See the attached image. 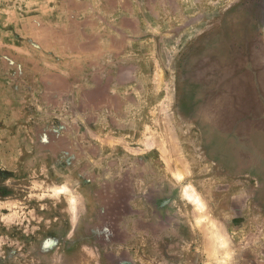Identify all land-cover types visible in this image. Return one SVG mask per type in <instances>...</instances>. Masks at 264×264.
I'll list each match as a JSON object with an SVG mask.
<instances>
[{
  "label": "rangeland",
  "instance_id": "374dc122",
  "mask_svg": "<svg viewBox=\"0 0 264 264\" xmlns=\"http://www.w3.org/2000/svg\"><path fill=\"white\" fill-rule=\"evenodd\" d=\"M251 1L0 0V264H264V205L228 172L264 80Z\"/></svg>",
  "mask_w": 264,
  "mask_h": 264
},
{
  "label": "flooded vegetation",
  "instance_id": "af4514ba",
  "mask_svg": "<svg viewBox=\"0 0 264 264\" xmlns=\"http://www.w3.org/2000/svg\"><path fill=\"white\" fill-rule=\"evenodd\" d=\"M250 4L255 7V9L260 10L262 0H252ZM251 10L249 11L250 18H252L253 16L251 15ZM259 17L260 18L258 20H261L262 15L259 14ZM262 21H264V19H262ZM247 38V36L243 35L240 38L241 40H239V44H241L242 46L244 45V47L248 46L246 42ZM250 38L252 39L253 37ZM250 52L251 51L245 52L244 56H246L245 59L251 63L249 57ZM259 76V74L258 76L257 74H253L254 79H252L254 80L256 85L254 93L253 95H250V98H246L245 102H242L241 98L235 99V108L233 110V113L234 117L236 118L235 123L237 124V129L238 131H240V129H245L247 126H249L248 136L250 141L247 142L248 149L246 148L247 145L244 144L246 146L245 148L249 152L248 156L243 155V153H239V155L237 154V156L235 157L237 163L234 164V167L236 169L234 174L243 175L244 173L245 175H249V177L252 179L251 189H253L254 201L258 204L264 205V80L259 78ZM241 89L242 87L236 89V93L237 90ZM242 138H240V135L235 136V143L237 146L239 144H242ZM213 159L215 158L213 157ZM213 159L211 158V160Z\"/></svg>",
  "mask_w": 264,
  "mask_h": 264
},
{
  "label": "crops",
  "instance_id": "0c3cea01",
  "mask_svg": "<svg viewBox=\"0 0 264 264\" xmlns=\"http://www.w3.org/2000/svg\"><path fill=\"white\" fill-rule=\"evenodd\" d=\"M226 157H227V154H225V153H223V154H219V156H217V158H215V159H213V160H211V161H213L214 163H215V165H217V168H220V164L221 163H223V165H225V161L227 160L226 159ZM228 167V166H227ZM235 167H230L229 169H228V172H232V174L230 173V175L232 176V175H234V172H235ZM223 171H224V173H225V169H223ZM220 175V174H219ZM233 182L234 181H231L230 183H228V185H227V187L226 188H222V189H210L209 190V192H211V195L212 196H214V197H217L218 199H221V198H224L225 200L228 198V201H231L230 199H231V196H233V194L234 193H236V189H233L232 187H233ZM190 190V189H189ZM192 190V189H191ZM192 191H194L196 194H198L199 195V192L198 191H204L203 189H199V190H197V189H194V190H192ZM232 191V192H231ZM178 195H179V193H176V197L178 198ZM190 195H192V194H190ZM204 197V196H203ZM189 198H190V196H189ZM191 198H195V195L193 194L192 195V197ZM174 201V199H171L170 200V202H169V207L171 206V204L172 203H174L173 202ZM223 203H225V204H227V203H229V202H223ZM222 203V201H220L219 202V207L220 208H222V209H224V210H226V206H225V204H223ZM182 233V232H181ZM216 236H218V234H215ZM159 260H158V263H160V264H162L163 263V261H162V256H159ZM198 263V262H197Z\"/></svg>",
  "mask_w": 264,
  "mask_h": 264
},
{
  "label": "bare ground",
  "instance_id": "6f19581e",
  "mask_svg": "<svg viewBox=\"0 0 264 264\" xmlns=\"http://www.w3.org/2000/svg\"><path fill=\"white\" fill-rule=\"evenodd\" d=\"M192 190H194V189H192ZM185 194L187 195V197L191 194L190 192H189V189H185ZM193 195V194H192ZM192 195H190L191 197H192ZM191 199V198H190ZM195 199H196V197H195ZM194 198H193V200H195ZM196 202V201H195ZM197 203V202H196ZM197 206V205H196ZM199 218V217H198ZM212 233V232H211ZM215 234H217V233H215ZM216 240V239H215ZM220 241V240H219ZM222 245V244H221ZM219 246V245H218ZM217 248V247H216Z\"/></svg>",
  "mask_w": 264,
  "mask_h": 264
}]
</instances>
